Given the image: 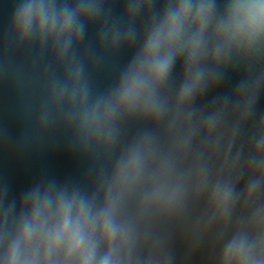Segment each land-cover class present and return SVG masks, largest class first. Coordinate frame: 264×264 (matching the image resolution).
I'll return each instance as SVG.
<instances>
[{"label":"clouds","instance_id":"obj_1","mask_svg":"<svg viewBox=\"0 0 264 264\" xmlns=\"http://www.w3.org/2000/svg\"><path fill=\"white\" fill-rule=\"evenodd\" d=\"M116 2L15 0L0 82L86 167L0 181V264H264V0Z\"/></svg>","mask_w":264,"mask_h":264},{"label":"water","instance_id":"obj_2","mask_svg":"<svg viewBox=\"0 0 264 264\" xmlns=\"http://www.w3.org/2000/svg\"><path fill=\"white\" fill-rule=\"evenodd\" d=\"M14 4L15 0H0V47ZM121 8L117 0L115 12L119 14ZM94 34L95 29L90 26L89 37ZM129 57L128 52L120 53L117 65L126 63ZM23 63L24 58L20 55L10 62V67L19 71ZM111 75L112 73H101L99 86H105ZM239 78L238 73H229L219 91L231 92ZM216 94L213 92L211 95ZM26 110L25 97L10 83L0 82V181L9 185L10 196L16 198L40 178L55 177L61 181L75 179L83 174L86 167V163L69 149L66 140L59 133L50 136L41 145L32 144L31 123L26 117ZM260 113H264V95L257 104V114Z\"/></svg>","mask_w":264,"mask_h":264}]
</instances>
